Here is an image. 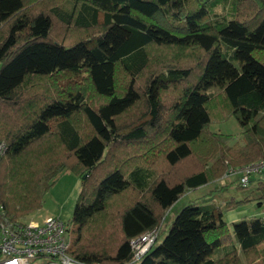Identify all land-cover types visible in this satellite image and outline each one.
Instances as JSON below:
<instances>
[{"label": "trees", "instance_id": "16d2710c", "mask_svg": "<svg viewBox=\"0 0 264 264\" xmlns=\"http://www.w3.org/2000/svg\"><path fill=\"white\" fill-rule=\"evenodd\" d=\"M230 117L228 145L209 126ZM0 142L6 224L60 171L79 178L82 262L264 264V217L223 219L248 197L187 204L137 261L129 244L187 190L264 160V0H0Z\"/></svg>", "mask_w": 264, "mask_h": 264}, {"label": "rangeland", "instance_id": "374dc122", "mask_svg": "<svg viewBox=\"0 0 264 264\" xmlns=\"http://www.w3.org/2000/svg\"><path fill=\"white\" fill-rule=\"evenodd\" d=\"M212 90L215 92L219 89L214 87ZM209 128L214 132L229 135L228 145L232 144L239 138L241 131V128L233 117L228 118L222 123H212ZM251 163L241 166L228 167L221 178L214 179L195 190H187L166 211L160 229L155 228L156 239L154 244L161 242L170 228L175 216L189 203L195 205L215 203L223 206L231 199L241 200L248 197V202L235 207L233 210L224 211L223 219L227 223H231L232 221H237L247 217H264V202L261 205L258 204L260 201L258 200L259 193L255 189L258 181H264V173L253 174L251 176L250 184L242 189L237 188V175H234L235 172L229 174L230 169L233 171H239ZM79 187L80 180L75 174L69 170L60 171L55 178L54 184L50 186L45 193L41 208L28 214L21 220L42 222L49 216L58 217L66 224L67 228L72 230L71 232L73 234L72 238L74 243L76 226L72 222V212L77 194L79 192Z\"/></svg>", "mask_w": 264, "mask_h": 264}, {"label": "built area", "instance_id": "2783aa9c", "mask_svg": "<svg viewBox=\"0 0 264 264\" xmlns=\"http://www.w3.org/2000/svg\"><path fill=\"white\" fill-rule=\"evenodd\" d=\"M5 150V144L0 142V158ZM232 173L237 175L240 186L247 187L253 174L264 173V160L253 162L239 171L230 169L229 174ZM71 231L58 217L49 216L42 222L19 220L10 224L0 218V264H98L82 262L72 255ZM155 239V229L131 239L133 261L139 260Z\"/></svg>", "mask_w": 264, "mask_h": 264}]
</instances>
